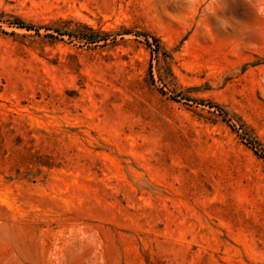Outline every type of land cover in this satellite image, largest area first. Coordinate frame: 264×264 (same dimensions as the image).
Returning a JSON list of instances; mask_svg holds the SVG:
<instances>
[{"label": "rangeland", "instance_id": "374dc122", "mask_svg": "<svg viewBox=\"0 0 264 264\" xmlns=\"http://www.w3.org/2000/svg\"><path fill=\"white\" fill-rule=\"evenodd\" d=\"M0 264H264V0H0Z\"/></svg>", "mask_w": 264, "mask_h": 264}, {"label": "trees", "instance_id": "16d2710c", "mask_svg": "<svg viewBox=\"0 0 264 264\" xmlns=\"http://www.w3.org/2000/svg\"><path fill=\"white\" fill-rule=\"evenodd\" d=\"M15 23H17L18 25H20V26H27L21 19H19V18H16V20H15ZM28 27V26H27ZM88 29H90V28H88ZM91 30V29H90ZM86 37V39L88 40V41H93L92 39L94 38L91 34H88V35H86L85 36Z\"/></svg>", "mask_w": 264, "mask_h": 264}]
</instances>
